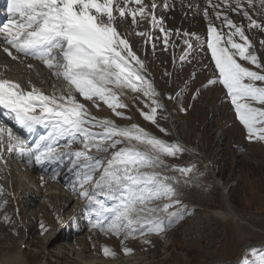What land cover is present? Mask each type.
<instances>
[{"label":"snow or ice","instance_id":"1","mask_svg":"<svg viewBox=\"0 0 264 264\" xmlns=\"http://www.w3.org/2000/svg\"><path fill=\"white\" fill-rule=\"evenodd\" d=\"M259 4V15L264 16V0ZM177 6L185 15L193 9L202 14L205 36L166 26L159 13L175 11ZM255 7L256 0H204L203 7L198 0H8V22L0 26V50L12 60L21 55L39 59L64 84L49 95L35 85L25 91L18 82L0 78V106L10 110L22 128L44 125L50 129L40 138L45 142L43 147L32 148L10 127H0V161L5 151L34 159L39 165H64L67 157L72 191L86 201V207L99 206L97 217L110 213L105 220H90L91 227L106 236L122 238V243L139 237L151 244V235L166 234L192 214L181 199L180 181L167 175L175 171L188 176L192 167H173L165 162L186 149L136 123L120 126L112 119L97 117L91 108L99 110L103 104L114 116L130 120L120 111L127 108L120 97L125 90L140 93L145 98L141 116L167 134L157 121L158 113L165 110L163 99L178 101L184 89L161 98L147 75L145 61L133 50L127 34L118 30L117 21L130 18L135 28L146 23L148 27L134 35L142 37L153 51L157 42L165 51L175 49V39H179L183 46L181 64L190 63L194 51L210 53L209 64H201V71L211 65L212 76L195 90L192 99L201 90L222 86L248 140L264 141V55L247 34L253 29L264 32V20L256 18ZM259 46L264 50V39ZM164 75L171 77L172 73ZM197 76L193 71L189 80L194 82ZM188 86L186 81L185 89ZM180 111H187L182 102ZM60 137L71 140L61 146L57 143ZM77 141L82 147L72 150ZM59 175V168H54L50 179ZM97 196L112 201L113 206H106ZM5 205L6 201L0 209ZM3 219L10 221L7 215ZM41 228L42 234L48 231L44 225ZM122 251L130 254L133 250L124 246ZM102 252L105 257H116L108 246ZM243 264H264V254L255 260L244 259Z\"/></svg>","mask_w":264,"mask_h":264},{"label":"rangeland","instance_id":"2","mask_svg":"<svg viewBox=\"0 0 264 264\" xmlns=\"http://www.w3.org/2000/svg\"><path fill=\"white\" fill-rule=\"evenodd\" d=\"M260 8V6L255 7L253 11L258 12ZM232 17L235 19L239 16ZM244 21L247 24V21ZM165 24L169 26L168 28H173L170 17L165 18ZM126 25L129 26L128 23ZM118 27L122 34H127L133 50L145 61L147 75L154 82L156 90L162 94V99L167 94H175L182 89L184 92L178 101L163 99L165 110L158 113L157 121L160 127L167 130V134L161 133L156 126L145 121L141 116L140 110L144 109L145 98L140 93L125 90L126 98L120 97L127 105V108L120 111L125 116L131 117L130 120L114 116L103 104L99 110L91 108V111L97 117L112 119L120 126L136 123L166 142H175L174 137L177 138H175L176 141L182 142L187 150L176 158H166L165 162L173 167H192L188 176L175 171L167 172L168 176L180 181L177 188L184 204L193 210L192 214L174 225L166 234L151 235L149 237L151 244L145 243L139 237L130 238L122 243V238L114 235L106 236L98 229L91 227L86 219L95 221L100 209L99 207H96L98 211L92 209V206L96 204L89 206L92 208L88 206L86 208V201L72 191V177L68 176L66 181L56 180L49 184L46 182L47 187L52 186L61 193H66L68 186L71 188L69 194L74 200L63 212L61 209L59 212L60 201L50 200L52 206L44 207L47 191H45L46 187L41 186L40 181L32 180L40 196L30 205V200L25 194L12 185L14 181L18 185L22 172H18L19 164L16 160L9 158L6 163L0 162V175H3L0 176V189H2L0 204L6 201L5 207L0 209V226L3 227L0 232V238H2L0 261L8 255L3 249L13 248L9 252L12 254L17 250L18 243L22 244L19 250L28 264H114L115 261L119 262L128 257L137 259L133 262L136 264H243L244 259L255 260L259 255L264 254V141L250 142L248 140L246 130L237 119L222 86L201 90L198 97L195 100L192 99L195 90L212 76L211 65L201 71V64H209L210 53L205 55L199 50L194 51L189 57L191 62L181 64L179 56L182 54L183 46L179 39L173 38L178 45L175 49L169 47L165 51L163 45L157 42V48L153 51L150 44H143L142 37L134 35L136 31L145 30L148 27L146 23L132 31L125 29L120 23ZM247 34L253 40L258 53L264 55V50H261L259 46V41L264 37L256 35L254 29ZM153 35H159V33L153 32ZM21 71L24 72L21 77L32 75L28 71ZM42 71V68L38 69V73ZM193 71L198 73L194 82L189 80ZM165 72L172 73V76L164 75ZM186 81L189 86L185 89ZM181 102L187 109L186 112L180 111ZM49 131L50 129L47 128L43 133L41 131L39 136H34L33 143L41 142L39 138L47 136ZM20 137L25 141L22 135ZM62 139L63 143H61V137L57 140L61 146L71 140L70 137H62ZM76 144L77 147L72 145V150L82 147L78 141ZM6 155L3 154V161L7 158ZM2 163L8 166L3 167ZM54 168L59 166L55 165ZM12 169H16L15 172L19 173L17 177L13 174L9 175ZM48 170L50 173L49 166L43 168L42 171L45 172L43 176L47 177ZM59 170L61 175H64L63 171H68L66 162ZM39 173L37 175H41ZM22 177L28 181L24 175ZM24 187L27 189L26 186ZM30 191L31 188H28L26 194ZM97 197L103 198V196ZM103 201L108 202V200ZM110 205L113 206V203ZM79 209L81 211L78 212ZM105 213H101L99 219L110 217V213ZM5 215L10 217L9 222L4 221ZM29 225L33 227L34 238L31 243L30 241L25 243L24 227ZM41 225L45 228L47 226H54V228L42 234ZM15 227L19 231V237L14 236ZM49 233H63L64 236L69 237H65V240L61 239L58 245L59 247L67 246L63 254L64 258H60L54 249H46L43 244L36 243ZM11 238L12 241H10ZM247 245L254 247L245 251ZM104 246L113 250L116 257H105L102 252ZM124 246L133 251L125 254L122 251ZM50 250L53 253L49 256L47 253ZM242 250L244 252L241 254Z\"/></svg>","mask_w":264,"mask_h":264},{"label":"bare ground","instance_id":"3","mask_svg":"<svg viewBox=\"0 0 264 264\" xmlns=\"http://www.w3.org/2000/svg\"><path fill=\"white\" fill-rule=\"evenodd\" d=\"M198 2L200 3L201 7L204 6V0H198ZM257 5L260 6L259 0H256V7H258ZM184 11L185 10L180 9L179 6H177L175 11L163 12V13H159V14H162L164 16V18L170 17V20L172 21V26H173L172 29L187 30V31H191V32H196V33L200 34L202 37L205 36L206 35V21H205L204 17L202 16V14L197 13V11L195 9H193L192 12H188L187 15L184 14ZM261 11H262L261 8H260V11H258V12L255 11L256 18L258 20H264V16L259 15V13ZM239 22H241V20H239ZM118 23H120V25L122 27H124L125 29L131 30V31H132V29L133 30L137 29V28L133 27V25L131 24L130 18L127 20H124V21H117V25H118ZM126 23H128L129 26L126 25ZM118 29H119V27H118ZM254 33L258 36L264 37V32H260V31H257L254 29ZM29 65H31L32 67H28ZM38 68H40V69L42 68V70H43L42 73H38ZM21 70L30 72L32 74V75H30L31 78L30 77H21L24 74V72L22 73ZM30 73H27V74H30ZM0 78H6L9 80L18 82L25 91L31 90V85H35V87L37 89H40L44 93L49 94V95L53 94L54 91L58 92L59 89H61L63 87V84H64V82L61 79H57L52 75V72H50L49 69L46 66H44L42 61L39 60L36 62H31L28 59H25L23 57H20L18 60H12L2 50H0ZM122 97L126 98L125 95H123ZM6 110H8V109H6ZM9 113L10 114H5V118L0 117V127H5V128L10 127L12 129L14 135H17L19 137H20V135H22L25 138L26 145L31 146L32 148H36L37 145H40L41 147H43L45 142H40L37 144L35 143L32 145L30 144V143H32L31 141H30V143H28L29 140L27 138V134H28L29 129L22 128L17 123V121L14 119V114H12L10 112V110H9ZM46 128L47 127L44 125H34L31 128V130L34 132L36 131V133L39 135V130H45ZM34 132L32 135H34ZM175 138L176 137H174V141L178 142L179 144L182 145V142L176 141ZM3 154H5V155L7 154V156L14 157V159L17 161V164H19L18 172L19 173L22 172L21 177L18 180V185H17V182H15V181H14V183H12V185L14 187L18 188L19 192L22 191L25 194V196L30 200L29 203L31 205L33 203V201L37 200L38 196H40L37 194L38 189H37V187H34L35 185L33 184L32 180H35L36 182L40 181L38 179L39 177L35 176L33 174H34V172H37V173L40 172V168L42 165L36 164L34 159L30 161L28 157L21 156L17 153L10 154L7 151H5ZM65 158H67V157H65ZM0 162H3V161H0ZM56 164H58V163H51V162L45 163V167H47V166L50 167V173H48L50 176H51L52 170L54 169V166ZM15 170L12 169V171L9 172V175L11 176L13 174L14 177L15 176L17 177L19 173L17 172L18 173L17 174L15 172ZM46 171H47V169L45 168V172ZM22 175H24L26 178H28V181H26L22 177ZM0 176L2 177L3 175H0ZM50 176L48 178L45 177V179L43 178V181L45 180V182L40 181L41 186L46 187L45 191H47L45 193L47 201L45 202L44 207L49 208L50 207L49 205L52 206V203H50V200H53L55 202L60 201V203L58 204L59 212H60V209H61V212H63L67 208V206L72 202V200H74V198L71 197L69 194V191H71V188L69 186L66 188V193H68V194L61 193L59 191H56L54 188H52V186L47 187L46 182H48V184H49L50 182L56 181V180L66 181L68 176H70V173L68 172V176H65V175L59 176L58 179H56V180L50 179ZM29 184L31 185L30 187H29ZM24 186H26L27 189L31 188L30 193L26 194L27 189H24L25 188ZM81 209H79L78 212L81 211ZM220 217L223 218V215L220 214ZM86 220L90 221L89 218H87ZM46 228L48 229V231H51L54 228V226L53 227L47 226ZM15 229H16V227H15ZM24 229H25L24 232H25V239H26L25 243H28L29 241L31 243V240L34 238V234L32 233L33 227L29 225L28 227H24ZM2 230H3V227L0 226V232ZM41 232H42V230H41ZM44 233H46V232H44ZM14 236H17V237L20 236L19 231L17 229H16V234H14ZM65 237L69 238L68 236H64L63 233L62 234H60V233H58V234L49 233V234H46V236L44 238H42L41 240H37L36 243L39 242L40 244H43L46 249H48V248L54 249L55 253L60 258L61 257L64 258L63 254L67 250L66 249L67 246H60L59 247L58 245H59V241H61V239L65 240ZM0 240H2V238H0ZM12 240L13 239L11 238L10 241H12ZM33 244L34 243H32V245ZM16 245H17L16 246L17 250L12 254H9V252L13 248L8 247L6 249H3L8 253V255L6 257H4L3 260L0 261V264H28L26 262V260L24 259L23 253L19 250V249H21L22 244L18 243ZM251 247H254V246L247 245L246 249H244V250L246 251L247 249H249ZM244 250H242L241 254L244 252ZM52 253H53V251L50 250L47 254L50 256ZM73 254H75V253H73ZM135 260H137V259H133L131 257H128V258H125L119 262L115 261L114 264H136V263H133V262H135ZM38 264H45V263H38Z\"/></svg>","mask_w":264,"mask_h":264}]
</instances>
